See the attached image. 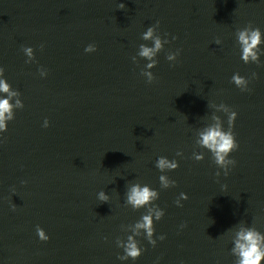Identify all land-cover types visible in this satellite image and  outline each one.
Listing matches in <instances>:
<instances>
[{
	"label": "water",
	"instance_id": "obj_1",
	"mask_svg": "<svg viewBox=\"0 0 264 264\" xmlns=\"http://www.w3.org/2000/svg\"><path fill=\"white\" fill-rule=\"evenodd\" d=\"M157 21L169 43L149 84L139 45L153 46L142 34ZM249 24L264 41V0H0V79L24 104L0 133V264H234L236 232L264 233V43L260 63L245 64L236 36ZM221 103L237 112L226 177L197 144L213 117L228 129ZM161 156L179 167L161 173ZM160 175L176 186L162 189ZM134 183L159 192L155 246L135 229L146 208L126 203ZM129 235L143 252L122 261Z\"/></svg>",
	"mask_w": 264,
	"mask_h": 264
},
{
	"label": "clouds",
	"instance_id": "obj_2",
	"mask_svg": "<svg viewBox=\"0 0 264 264\" xmlns=\"http://www.w3.org/2000/svg\"><path fill=\"white\" fill-rule=\"evenodd\" d=\"M118 8L123 10L125 4L121 3ZM159 28V21L153 26L147 28V30L142 34V39L145 41H153V46L149 47L145 44L139 45V57L146 59L149 63L146 64L144 69L141 70V75L146 77V82L151 84L156 80L154 74L150 69L156 67L158 61L156 59L157 53L161 52L164 45L169 43L167 39H163L161 35H154V33ZM167 34H165L166 36ZM237 40L241 49V59L245 64L249 63V59L256 64L260 63L259 56L262 54L260 45L264 43L262 41V33L259 27L253 28L251 24L243 29H239L236 33ZM173 39H176L173 37ZM163 41V42H162ZM216 44H220L219 38L215 40ZM43 48V45H41ZM23 52L28 56H33L32 47H23ZM96 45L89 44L85 48V52L92 53L95 52ZM180 54L178 49L176 52H169L167 54V60L170 62H175ZM135 61V57H132ZM28 61H26L27 63ZM40 75L46 76L47 72L43 71ZM256 74L253 73V77ZM0 77H4V68L0 67ZM231 82L234 83L241 91H247V85L249 81L236 73L232 76ZM11 85L7 82L5 78L0 79V93L7 94V98L0 99V133L7 131V122L13 120V107L23 109L24 104L21 100L17 99L15 105L10 103L12 97L20 96L21 93L16 91H11ZM220 109H223L227 113V124L228 129L224 130L223 126L219 122V117H213L217 122L207 126L204 131L200 133V138L197 140V144L201 148L209 150L212 154L213 163L219 168L223 169L224 176L229 174V166H234L236 161L234 159H229L231 152L238 149L239 145L236 141L235 133L233 131L234 123L237 118V112L230 110L229 106L221 103L219 105ZM45 128L49 126V121L45 119ZM177 156H183V152L178 151ZM193 159L196 161H201L204 159V154L202 152H193ZM161 173L166 171H173L179 167L176 160H169L166 157H158L155 165ZM216 177L221 175L220 171L215 173ZM160 186L162 189H168L169 187H175L176 181L171 180L167 175L159 176ZM224 188L227 186L224 185ZM126 203L130 204L134 210H139L140 208H146V214L142 215L141 219L136 222L135 229H143L146 234L147 241L155 246L156 240L153 239L155 227L153 222V216L155 221H159L164 216V211L154 204V201L159 199V192L152 189L149 185H141L140 183H134L130 186L126 192ZM99 199L102 202H107L109 197L105 195L103 191L99 193ZM188 196L186 193H180L179 198L176 199L175 203L178 207H183L181 200H187ZM15 210V205L12 206ZM184 225H182L183 227ZM36 233L41 241H48L50 237L46 234L45 230L39 225L36 226ZM139 235V232H136ZM160 240L165 239L163 235L159 237ZM233 248L231 253L236 257L234 264H261L264 261V233H261L255 227H242L236 232V236L233 240ZM118 247L123 248L124 255L118 256L120 260H136L139 258L143 252V249L138 245L137 240L133 238L132 235L127 237V243L119 242Z\"/></svg>",
	"mask_w": 264,
	"mask_h": 264
}]
</instances>
